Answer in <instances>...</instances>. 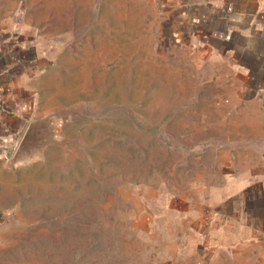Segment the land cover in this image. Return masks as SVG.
I'll return each mask as SVG.
<instances>
[{"label": "rangeland", "instance_id": "1", "mask_svg": "<svg viewBox=\"0 0 264 264\" xmlns=\"http://www.w3.org/2000/svg\"><path fill=\"white\" fill-rule=\"evenodd\" d=\"M17 9L48 63L37 145L14 155L18 135L0 164V264H196L161 208L219 180L210 144L244 135L229 71L167 39L153 0Z\"/></svg>", "mask_w": 264, "mask_h": 264}, {"label": "crops", "instance_id": "2", "mask_svg": "<svg viewBox=\"0 0 264 264\" xmlns=\"http://www.w3.org/2000/svg\"><path fill=\"white\" fill-rule=\"evenodd\" d=\"M21 2L0 0V164L35 114L36 78L48 63ZM153 2L167 39L229 71L223 84L238 88L232 113L239 123L230 130H244L222 154L210 144L219 180L173 198L186 205H165L161 214L175 223L178 252L196 264H264V0Z\"/></svg>", "mask_w": 264, "mask_h": 264}, {"label": "water", "instance_id": "3", "mask_svg": "<svg viewBox=\"0 0 264 264\" xmlns=\"http://www.w3.org/2000/svg\"><path fill=\"white\" fill-rule=\"evenodd\" d=\"M41 128L40 119L29 118L15 144L13 154L21 155L27 151L33 150L37 145L36 141L41 132Z\"/></svg>", "mask_w": 264, "mask_h": 264}]
</instances>
